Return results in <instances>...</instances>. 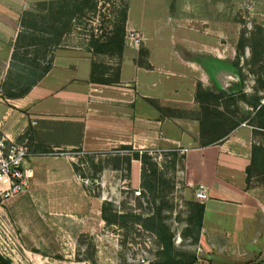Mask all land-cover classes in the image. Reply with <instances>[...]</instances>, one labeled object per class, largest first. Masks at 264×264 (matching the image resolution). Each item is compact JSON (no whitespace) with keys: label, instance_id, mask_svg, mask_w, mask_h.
<instances>
[{"label":"rangeland","instance_id":"1","mask_svg":"<svg viewBox=\"0 0 264 264\" xmlns=\"http://www.w3.org/2000/svg\"><path fill=\"white\" fill-rule=\"evenodd\" d=\"M43 1L53 0H7V4L29 11ZM97 5L72 24L67 46L86 50L89 35L112 30L125 6L124 49L142 55L147 43L153 45L147 39L164 38L170 44L175 40L179 48V38L210 34L218 46L235 52L233 63L242 64V75L236 69L232 80L242 78L248 95L255 89L263 94L264 0H99ZM120 59L96 56L91 63H103L109 76L116 69L120 74ZM223 81L231 83L226 77ZM229 110L235 119L253 112L240 101ZM20 142L29 148L33 175L26 192L0 204L2 257L11 264H150L157 260L160 246L154 234L131 222L108 225L103 219L105 203L113 213L153 211L152 195L141 188V173L137 178L135 168L129 169V150L118 147L99 153L78 147L37 152L29 140ZM148 153L163 172L161 188L172 206L165 216L179 257L191 255L193 264H264V233L201 230L197 241L185 233L188 204L197 200L182 181L183 155L170 149ZM117 156L122 159L120 169L113 170Z\"/></svg>","mask_w":264,"mask_h":264},{"label":"crops","instance_id":"2","mask_svg":"<svg viewBox=\"0 0 264 264\" xmlns=\"http://www.w3.org/2000/svg\"><path fill=\"white\" fill-rule=\"evenodd\" d=\"M24 11L25 6L12 8L0 0V137L27 139L37 152L81 147L102 153L120 146L140 152L186 150L185 187L191 194L201 185L207 188L208 198L200 202L201 230L264 233V173L258 172L264 168V152L254 151L264 149V131L244 121L224 139L200 143L197 85L216 93L235 83V52L218 46L210 34L179 38V48L175 40L147 39L153 45L146 42L142 55L124 49L118 83L96 85L89 82L95 57L87 48L67 46L70 32L54 52L49 73L27 95L6 98L2 85ZM130 168L139 178V161L131 160Z\"/></svg>","mask_w":264,"mask_h":264},{"label":"trees","instance_id":"3","mask_svg":"<svg viewBox=\"0 0 264 264\" xmlns=\"http://www.w3.org/2000/svg\"><path fill=\"white\" fill-rule=\"evenodd\" d=\"M99 0H53L39 2L35 8L24 11L20 18V30L14 42L13 52L7 75L2 85V94L6 98H19L27 95L51 70L54 52L60 48L63 38L70 33L72 24L85 18L89 12L97 9ZM127 9L122 6L119 19L109 32L102 35H89L88 52L94 57L121 58L124 50L125 22ZM262 41V40H261ZM237 56V55H236ZM242 75V68L233 63ZM103 63H91L89 82L96 85H112L119 82V69L108 76ZM264 85V82H263ZM264 94V90H263ZM255 89L253 95L244 92V81L239 79L226 90L218 93L204 90L197 85L196 99L200 103L198 120L200 124V143L208 145L224 139L233 129L247 121L253 127L264 131V96ZM243 102L252 109L251 113L243 114L235 119L229 109ZM238 110V109H237ZM119 150H129L131 157L126 158L128 165L131 160L141 163V188L152 195V212L134 214L132 212H111L110 204H103L102 215L108 225H126L131 222L145 231L155 235L160 251L156 261L150 264H193L191 255L179 257L173 242V233L167 223L165 211L171 205L165 199L162 190V171L159 164L153 161L148 151H134L129 146H120ZM256 153L264 152L262 148H254ZM174 158L177 153H170ZM118 156L114 159V167L120 169ZM251 168L247 169V181L251 177ZM264 173V168L258 171ZM264 180V179H263ZM145 196V194H143ZM185 233L191 234L197 241L203 226L204 205L198 201L189 202ZM109 210V211H108ZM109 215L110 217H108ZM0 264H11L0 255Z\"/></svg>","mask_w":264,"mask_h":264},{"label":"built area","instance_id":"4","mask_svg":"<svg viewBox=\"0 0 264 264\" xmlns=\"http://www.w3.org/2000/svg\"><path fill=\"white\" fill-rule=\"evenodd\" d=\"M29 156V148L25 143L0 137V204L28 189L31 175L26 161ZM193 195L198 202H203L208 198L207 188L201 185L194 190Z\"/></svg>","mask_w":264,"mask_h":264},{"label":"water","instance_id":"5","mask_svg":"<svg viewBox=\"0 0 264 264\" xmlns=\"http://www.w3.org/2000/svg\"><path fill=\"white\" fill-rule=\"evenodd\" d=\"M262 103H264V101H262Z\"/></svg>","mask_w":264,"mask_h":264}]
</instances>
